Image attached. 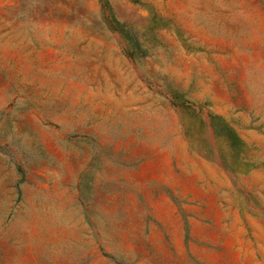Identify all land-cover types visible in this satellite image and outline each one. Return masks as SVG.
<instances>
[{"label":"rangeland","instance_id":"rangeland-1","mask_svg":"<svg viewBox=\"0 0 264 264\" xmlns=\"http://www.w3.org/2000/svg\"><path fill=\"white\" fill-rule=\"evenodd\" d=\"M106 1L0 0V264H264V0Z\"/></svg>","mask_w":264,"mask_h":264},{"label":"trees","instance_id":"trees-1","mask_svg":"<svg viewBox=\"0 0 264 264\" xmlns=\"http://www.w3.org/2000/svg\"><path fill=\"white\" fill-rule=\"evenodd\" d=\"M105 4L106 5H108V3H107V1L105 0ZM116 25H117V30H120V31H122V33H123V35L125 36V37H129V36H127V33L122 29V27H123V25L122 24H120L119 22H117L116 21V23H115Z\"/></svg>","mask_w":264,"mask_h":264}]
</instances>
